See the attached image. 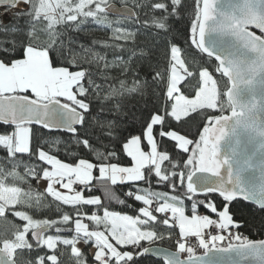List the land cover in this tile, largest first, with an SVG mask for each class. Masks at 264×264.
<instances>
[{"label":"snow or ice","instance_id":"snow-or-ice-1","mask_svg":"<svg viewBox=\"0 0 264 264\" xmlns=\"http://www.w3.org/2000/svg\"><path fill=\"white\" fill-rule=\"evenodd\" d=\"M216 3L217 0H192L188 5L185 0H152L144 4L135 0L137 9L147 8L152 14L150 21L141 22L138 12L127 8L124 13L116 14L118 19H111L113 6L109 0H76L75 3L73 0H0V7L4 8L0 13V32L5 36L2 43L11 45L0 50L12 54L22 49L23 55V58L11 59L10 63L7 57L0 59V126L12 129L0 131V148L5 153L0 156V190L23 189L21 185H30L32 179H43L47 182L43 193L30 190L26 195L37 204L46 199L45 193L59 202L56 209L59 215L51 219L34 218L27 211L31 205H9L14 216L23 223L13 225L10 238L0 239V256L7 259V264H146L150 253L162 259L163 264H202L204 257L213 251L234 252L236 260L228 264H264V240L252 241L238 231L246 226L264 230V215L258 225L234 218L244 213L241 199L252 202L264 212V202H261L264 196L253 202L249 191L241 187L231 170L228 176L224 175L221 169L228 160L218 157L219 142L229 125L248 126L257 115L264 122V112L255 111V100L239 99L241 86L251 85L256 74L264 72V0H239L228 5V11H217ZM21 4L26 10L20 8ZM189 8L192 10L189 47L194 46L209 58L215 57L218 62L214 65L215 73H219L221 79L226 78L224 91L210 74L209 66L190 70L181 58L176 40L168 39L178 34L176 25ZM69 22H74L78 31L91 22L102 30H109L112 41L124 43L94 39L90 45L79 44L83 56L78 59V54L74 53L73 58L67 60L63 49L78 42L69 37L66 43L61 38L66 33L58 30V26ZM153 27L158 30L155 35L163 33L167 41V67L153 61V51L148 46L140 47L136 43L142 30ZM250 28L258 29L261 35ZM208 33L233 38L231 45L225 40L217 42L220 46L227 43L232 51L226 55L214 54L205 44ZM97 44L106 51L95 50ZM108 49L112 51L111 59ZM53 54L54 58H50ZM65 63L79 70L72 71L63 66ZM115 70L119 75L112 74ZM98 78L102 83L97 82ZM182 82L194 92L191 98V92L185 94ZM161 84L170 105V110L166 106L163 114L145 98L155 95V89ZM132 99L137 105L143 103L139 114L128 107ZM203 109L217 110L221 114L207 115L196 141L177 130L164 128L169 118L180 123L191 113ZM225 111L231 114L224 115ZM99 112H107L114 118L100 121ZM93 122L108 129L105 136L111 149L105 145L106 150L101 151L93 146L90 135ZM156 126H161V138L175 142V147L183 153L190 152L182 164L173 161L167 151L158 150ZM42 129L73 134L77 147L94 152L96 162L87 158L63 162L51 154V146L61 144L60 139L49 138L47 150L34 143L43 136ZM260 135L264 136V131ZM145 142L148 150H145ZM64 143L69 146V142ZM117 145L122 146L131 166L112 162L119 157ZM35 161L46 166H37ZM165 162L172 170L163 167ZM153 174L158 183L166 182L173 190L177 189L178 179L183 196L192 201L190 216L186 214L181 196H169L150 187L138 188L137 192L130 189L126 193L144 205L136 216L109 211L102 197L92 194L102 190L104 198L118 199L111 186L139 181L150 184ZM9 178L13 183L7 182ZM57 185L67 191L58 190ZM200 194L205 199H196ZM211 194H218L222 199H208ZM159 201L163 202L153 209L154 202ZM119 203L125 201L119 200ZM60 205L71 206L74 211H63ZM198 205H203L217 218L199 214ZM15 206L25 210H15ZM81 206L103 208L102 215L98 211H83ZM154 213L162 215L158 218ZM85 219L91 223H85ZM177 227L175 250L170 253L165 250L166 254L161 256L151 245L157 240L172 239ZM65 232L71 235H62ZM190 237L204 250L203 255H196L195 248L188 242ZM225 240H228L227 246H219ZM80 244L94 248L91 260ZM184 253L187 255L182 258Z\"/></svg>","mask_w":264,"mask_h":264},{"label":"trees","instance_id":"trees-1","mask_svg":"<svg viewBox=\"0 0 264 264\" xmlns=\"http://www.w3.org/2000/svg\"><path fill=\"white\" fill-rule=\"evenodd\" d=\"M109 2H115L120 5H128L134 9V11L138 12L140 16L141 22L145 20L151 19V12L149 9H137L135 6V0H109ZM140 3L149 4L152 2V0H139ZM185 3L188 5H191L192 0H185ZM23 6L22 9H25V6ZM26 10V9H25ZM191 8H189L188 13L184 15L183 20L176 25L178 28V34H175L174 37H168V39H175L177 46L181 48V58L186 61V66L192 70L193 67L200 68L202 66H209L210 74H213V78L216 79L220 83V90L224 91L223 84L224 81H226L225 78L221 79L219 73H215L214 71V65L216 64L215 61L212 58H209L208 56H205L203 53H201L198 49H195L194 46L189 47L191 44V41L189 39L191 33H190V19H191ZM4 12V8L0 7V13ZM111 19L115 20L119 17H110ZM10 19V17H9ZM138 27V26H137ZM58 30L63 31L66 33L63 37H61L66 43L69 37H71L73 40L77 41L76 44H68L65 49H63L64 55L67 58V60H71L73 58V54H78L77 58L79 59L80 56H83L84 53L82 49H80L79 44H86L90 45L94 39L100 40V41H108L109 43H124L123 41L115 42L110 39L111 33L107 29H100L97 25L89 22L82 26L81 30H75L74 22H69L67 25H59ZM156 30L153 28H148L145 30H142V35H140L136 41L137 45L140 47L148 46L153 51V61H158L162 67H167V59L166 55L168 54V49L166 48L167 41L164 39V34L161 33L159 36L155 35ZM10 39V38H9ZM5 40V36L2 32H0V49L4 48H10V44L2 43V41ZM130 46V45H129ZM95 50L104 52L106 51L104 48H102L99 44L95 46ZM108 51V58H112V51L110 49ZM125 57L127 56V53L124 54ZM7 57L8 62H11V59L16 58H23L22 55V49L18 51L17 53L8 54L3 50H0V59H4ZM54 58V54L52 57ZM63 66L69 67L70 70H75L78 68L73 67L69 63H65ZM82 66L88 67L87 64H83ZM93 70H95V67L93 66ZM113 75H119V71L115 70L112 73ZM198 77V73H197ZM131 80V77H129V81ZM98 83H102V81L98 78ZM182 88L185 91V94H189L191 91L187 90V86H183L182 82ZM151 92V90H149ZM166 89L163 84H161L159 87L155 89V95H149L145 97L150 104L156 105L160 110L161 114H163V109L167 106L170 110V105L167 104L165 93ZM192 93V92H191ZM28 95L31 96V93L29 92ZM62 102L63 98H61ZM128 107L132 111H136L137 114H139V109L143 107V103L141 102L139 105H137V102L135 99L128 101ZM228 111H225L226 113ZM220 115L221 113L217 110H210V109H203L198 110L195 113H191L189 117L183 118L182 122L177 123L174 120H171L170 118L166 121V124L164 125L165 129H172L177 130L178 133L183 134L186 136V138L191 139L193 141H196L199 139V134L202 131L205 123L207 122V115ZM113 115L107 113V112H99V119L100 121L104 120H111L113 119ZM186 121V122H185ZM34 128H37L38 126H33ZM11 131L12 129L10 127L5 128V126H0V131ZM161 130V126H156L154 129L155 133V139L157 140L158 144V150L160 151H167L173 161H180L181 164L183 160L187 159V156L189 153H183L182 150H178L175 147V142L171 141L169 138L164 137L161 138L159 136V131ZM43 132V136L40 137L39 140L34 141V143L41 144L46 150L48 149L49 145L46 143V141L49 138H56L60 139L62 141L61 144L56 145L53 144L51 146V154H54L57 156V158L61 159L63 162L66 163H73L79 158H87L91 162H96L95 154L94 152L84 149L82 146L77 147V145L74 142L73 134L71 133H65L62 131H47L45 129L41 130ZM108 131L107 128H101L99 126V123L93 122V126L90 129V135L92 137V144L96 149H99L101 151H105V145L108 146V149H111L112 145L110 144L108 138L105 136V133ZM135 134V133H134ZM127 135V133H125ZM99 137V139H97ZM64 142H69V146L66 147ZM146 146V143L144 144ZM117 150H119V157L114 158L112 162H119L120 165H129L130 164V158H128L125 154L122 152V146L117 145ZM194 147V144L190 146ZM71 153H76V155H72ZM4 150L0 148V156H3ZM27 159V157H25ZM37 166L43 167L46 165H42L40 162L35 161ZM163 167L167 170H172L171 165L168 162H165ZM95 175H98V172L95 173ZM15 177H13V181H15ZM11 178L7 181L8 183H13ZM158 178H156L153 174L151 183H145L144 181L139 182H133V183H125V184H118L113 187L114 192L116 193L118 199H107L104 198L102 190H97L93 192L92 194H97L98 196L102 197L104 207H106L109 211H115L120 214H127L136 216L138 214V209L143 206L142 202H137L134 200V198H130L126 195V193L131 189L133 192H137L138 188H146L150 187L154 191H160L163 193H167L169 196L171 195H179L184 199L185 207L187 206L189 213L191 214V203L192 201L188 200L186 197L183 196V190L179 188L178 185V179H177V189L173 190L170 186V184L166 182H160L158 183ZM23 189H16L17 190V196L16 200L13 204L21 203L24 205H31V208L27 209L29 214L33 215L34 218H57L59 213L56 211L57 205L59 202L54 201L51 197H47L46 193V199L42 200L39 204L36 203L35 199L30 198L26 193H28L30 190L36 191L39 190L40 192H44V188L40 187L39 180L32 179L29 184H23L21 185ZM31 188V189H30ZM87 193V192H85ZM141 194V193H137ZM208 199H213L214 201H220L222 198H220L217 194H211L207 197ZM196 199H205V196L203 194H200L196 197ZM119 200H124V204H120ZM163 201H159L157 203H160ZM47 204V207H44V205ZM241 204L245 206L244 213L242 216H235L234 218L237 220H240L242 223L246 219L250 224L255 223L258 225V222L261 218V215H264V212L260 210L259 208L255 207L252 204L246 203L241 200ZM60 208L63 211L67 212H73L74 210L71 208V206H64L60 205ZM83 211H86L88 213H91L93 211H98L99 214L102 215L103 208L97 209L95 206H81ZM154 209V208H153ZM15 210H25L22 206H15ZM6 211V215L4 216V212ZM3 214H0V239L2 238H10L11 237V230L13 225L20 226L22 225V221H20L17 217L14 216L12 206H5ZM198 213L207 214L209 216H215L212 214L209 210H207L203 205H198ZM158 216V218L162 215L159 213H154ZM86 223H91L90 221L84 220ZM239 233L242 236L247 237L250 240L260 239L264 237V230H261L258 226L257 227H241L239 230ZM54 234V233H53ZM176 234V229L174 231L173 236ZM62 235H68L70 236L71 233L65 232L62 233ZM30 238V234H29ZM238 242V241H233ZM146 246L148 245L146 242H144ZM153 244H158L161 246H164L169 249L175 250V243L172 239H165L163 241H155ZM228 244V241L221 242L220 246H226ZM196 253L204 251L203 249L199 248L198 245L195 247ZM47 251V250H45ZM84 253H88V245H85L83 247ZM187 255V254H186ZM89 260H91L92 256L89 257ZM146 264H163L161 260H156L152 257L147 258Z\"/></svg>","mask_w":264,"mask_h":264},{"label":"water","instance_id":"water-1","mask_svg":"<svg viewBox=\"0 0 264 264\" xmlns=\"http://www.w3.org/2000/svg\"><path fill=\"white\" fill-rule=\"evenodd\" d=\"M238 2L239 0H217L215 7L217 11H228V5ZM110 4L113 6L111 9V16L113 17H118L116 15L117 13H124L126 8L134 11V9L128 5H120L115 2H110ZM20 8H23V6L20 5ZM250 31L255 32L257 35H261L258 29L250 28ZM204 39L206 46L210 51H213L214 54L226 55L228 52L232 51V49L228 46V44H232L233 38L231 37H222L216 33H208ZM220 40H225L228 44L226 43L224 46H220L217 44ZM203 54L207 56L206 53ZM212 59L215 61L214 56ZM215 63L218 62L215 61ZM239 99L244 102L255 100V111L257 114L264 112V72H258L253 78V83L251 85L241 86ZM230 114L231 113L229 111L224 113V115ZM261 131H264V122H261L259 115H257V119L248 126L229 125L226 130V135L218 145V157L220 159L228 160V164L223 165L221 171L225 176H228L231 170V174L238 177L241 187H244L249 191V195L253 199V202H257V197L264 196V136L260 135ZM244 202L254 205L249 201ZM262 240H264V237L252 241ZM151 247L159 250L161 252V256L166 254L165 250H167L168 253L174 251L173 249H169L158 244H152ZM203 253L204 252L196 253V255H203ZM149 257L163 262L162 259H157L151 253L149 254ZM232 260H236V254L234 252L217 253L213 251L210 252L208 256L204 257L202 264H228V262ZM0 264H7V259L0 256ZM244 264H247V262H244Z\"/></svg>","mask_w":264,"mask_h":264},{"label":"rangeland","instance_id":"rangeland-1","mask_svg":"<svg viewBox=\"0 0 264 264\" xmlns=\"http://www.w3.org/2000/svg\"><path fill=\"white\" fill-rule=\"evenodd\" d=\"M76 2V0H73V3H75ZM75 70H79V69H75ZM75 70H73V71H75ZM187 90L188 91H191V89L190 88H187ZM192 92V91H191ZM192 95H194V92H192L191 93V95H190V98H191V96ZM167 130V129H166ZM168 130H172V129H168ZM180 134V133H179ZM146 143V142H145ZM145 147V150H148L147 149V145L146 146H144ZM91 162V161H90ZM121 166H124V165H121ZM125 166H131L130 164L129 165H125ZM56 187H58V186H56ZM45 189V188H44ZM59 190L60 191H62V192H66L67 190H64V189H61V188H59ZM85 195L87 196L88 195V193H85ZM94 195H97V194H94ZM16 196H17V190L16 189H13L11 192H9V190L8 189H3V190H0V214H3V212H4V210H5V206H9V205H12L14 202H15V200H16ZM160 203H162V202H160ZM144 206V205H143ZM142 206V207H143ZM186 214L187 215H191V214H188L187 212H186ZM215 218H217V217H214V219ZM85 222V221H84ZM86 223V222H85ZM179 230V229H178ZM235 231V230H234ZM178 233H179V231H178ZM225 241H228V240H225ZM224 242V241H223ZM147 243V242H146ZM85 245L84 244H80L79 245V247L82 249V251H83V247H84ZM94 248H92L90 245H88V253H87V255H86V253H85V255L86 256H89V257H91V256H93L94 255ZM84 252V251H83Z\"/></svg>","mask_w":264,"mask_h":264},{"label":"built area","instance_id":"built-area-1","mask_svg":"<svg viewBox=\"0 0 264 264\" xmlns=\"http://www.w3.org/2000/svg\"><path fill=\"white\" fill-rule=\"evenodd\" d=\"M153 206H155V202H154ZM213 234H215V232H213ZM177 236H178V234L173 236V240H174V242L176 241ZM188 242H189L193 247L197 246V244H198V243L196 242V239H195L194 237H190V238L188 239ZM184 256H185V255L182 254V258H183Z\"/></svg>","mask_w":264,"mask_h":264},{"label":"crops","instance_id":"crops-1","mask_svg":"<svg viewBox=\"0 0 264 264\" xmlns=\"http://www.w3.org/2000/svg\"><path fill=\"white\" fill-rule=\"evenodd\" d=\"M46 184H47V182H46L45 180H43V179H40V180H39V185H40V187L46 189ZM57 186H58L57 189L59 190V185H57ZM185 208H186V212H187L188 214H190L189 211H188L187 206H186ZM176 231H177V232L179 231V230H178V227L176 228Z\"/></svg>","mask_w":264,"mask_h":264}]
</instances>
